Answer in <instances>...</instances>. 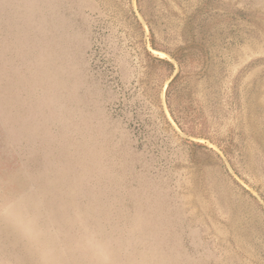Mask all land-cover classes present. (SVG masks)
Returning <instances> with one entry per match:
<instances>
[{"label":"rangeland","instance_id":"374dc122","mask_svg":"<svg viewBox=\"0 0 264 264\" xmlns=\"http://www.w3.org/2000/svg\"><path fill=\"white\" fill-rule=\"evenodd\" d=\"M0 264H264V0H0Z\"/></svg>","mask_w":264,"mask_h":264},{"label":"trees","instance_id":"16d2710c","mask_svg":"<svg viewBox=\"0 0 264 264\" xmlns=\"http://www.w3.org/2000/svg\"><path fill=\"white\" fill-rule=\"evenodd\" d=\"M166 63H168L170 66H172L171 64H170V62H168V61H165Z\"/></svg>","mask_w":264,"mask_h":264}]
</instances>
